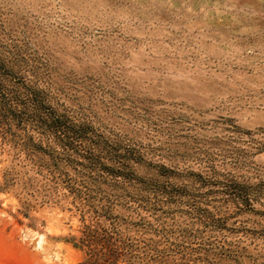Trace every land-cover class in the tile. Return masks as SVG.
<instances>
[{
    "label": "rangeland",
    "instance_id": "obj_1",
    "mask_svg": "<svg viewBox=\"0 0 264 264\" xmlns=\"http://www.w3.org/2000/svg\"><path fill=\"white\" fill-rule=\"evenodd\" d=\"M0 59L82 132H0V264H264V0H0Z\"/></svg>",
    "mask_w": 264,
    "mask_h": 264
},
{
    "label": "trees",
    "instance_id": "obj_2",
    "mask_svg": "<svg viewBox=\"0 0 264 264\" xmlns=\"http://www.w3.org/2000/svg\"><path fill=\"white\" fill-rule=\"evenodd\" d=\"M15 76L12 69L0 59V127H3L0 132L4 135L14 134V126L26 128L29 124L36 126L42 133L53 130L68 154L67 149L76 146L82 132L70 124L67 125L61 119L62 115L45 111L42 113L40 105L31 96L23 94L18 87L7 82L9 77Z\"/></svg>",
    "mask_w": 264,
    "mask_h": 264
}]
</instances>
